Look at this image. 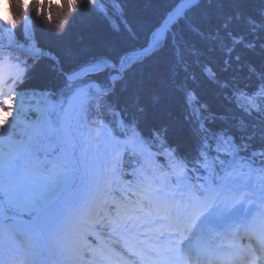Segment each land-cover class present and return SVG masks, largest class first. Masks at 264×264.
I'll use <instances>...</instances> for the list:
<instances>
[{"label": "trees", "instance_id": "16d2710c", "mask_svg": "<svg viewBox=\"0 0 264 264\" xmlns=\"http://www.w3.org/2000/svg\"><path fill=\"white\" fill-rule=\"evenodd\" d=\"M180 1L43 0L41 11L32 9L40 4L33 0L28 28L24 1L9 0L13 41H35L42 51L28 59L19 87L30 118L38 114L37 105L50 98L62 103L75 88L95 81L113 87L106 93L90 91L84 118L110 123L126 143V160L131 153L191 156L208 136L214 146L233 135L244 152L264 148V99L258 94L264 84V0L196 1L152 50L128 56L122 76L111 81L123 57L145 49ZM88 65L102 68L70 77ZM190 90L207 128L199 125ZM237 94L262 104L252 106Z\"/></svg>", "mask_w": 264, "mask_h": 264}, {"label": "rangeland", "instance_id": "374dc122", "mask_svg": "<svg viewBox=\"0 0 264 264\" xmlns=\"http://www.w3.org/2000/svg\"><path fill=\"white\" fill-rule=\"evenodd\" d=\"M20 105V99L16 95H8L7 100L2 104L0 103V155L2 156L0 163L10 160L11 158H19L20 162L25 164V158L28 155H31L30 158L36 157L37 155L32 149H30L33 143L32 141L35 142V130L40 128L44 133L51 121L49 115L44 112L38 121L27 123L24 126H19V121L23 120L24 123ZM64 111L65 110L63 108V118ZM17 127H20L24 133L20 138H17L15 135ZM64 128L66 132L67 126ZM7 136H12L13 139L20 141H26V147L18 151L13 150V148L6 141ZM81 136L87 142V151H83L80 148L79 153L81 159H85L80 160L79 167L84 168L82 174L85 176V179L89 181L88 190L98 192L105 183H109L115 179L116 170L118 169L119 152L121 151L122 146L114 139L109 132V129L106 127L97 128L94 133H89V131L86 132V130L82 129ZM73 143V141L69 142V140H67V143L63 148L65 152L63 164L66 162V157L73 152ZM72 159L74 160L73 157ZM65 168L66 170H62V174L64 176L60 179V181H53L48 177L44 179L34 178L29 174H25L28 171V168H25L23 171V174H25V180L21 181V183L15 182V184H19L6 189L8 196L6 202L14 207L18 212H30L32 210H36L38 214L42 213L47 209V207L52 205L54 201H57L59 195L68 186L69 179H71V172L74 168H71L70 166ZM81 195H84V193H80L79 190L76 189L73 196H80V198H82L83 196ZM65 201L67 200H63L59 203L65 204ZM83 203L84 202H82V204ZM59 207L60 205H58V207L54 205L53 208H51L50 213L54 212L56 209L59 210ZM8 223L13 225V228H15L20 234L26 231H32L30 228L31 225L28 223L14 222L13 220H9ZM28 235L29 234H27V236ZM35 250L37 252L41 251L39 247H35Z\"/></svg>", "mask_w": 264, "mask_h": 264}, {"label": "bare ground", "instance_id": "6f19581e", "mask_svg": "<svg viewBox=\"0 0 264 264\" xmlns=\"http://www.w3.org/2000/svg\"><path fill=\"white\" fill-rule=\"evenodd\" d=\"M160 35L161 32L157 33V38ZM83 96L84 90H78L70 97L66 107L65 119L68 120L70 118V114L72 113L75 106L82 101ZM6 138L7 143L13 148V150L18 151L22 148H25V144L23 143V141L13 139V137L11 136H7ZM72 192L73 190L67 191L65 193V196L70 195ZM60 219H62L61 214L56 215V212H46L34 221H31V223L35 227V234H38L37 240L39 242L46 241L47 245L45 244L44 251L38 253L37 255H32V257L27 260L28 264H51V246L49 245V240L51 241V234L55 228L54 226L59 222Z\"/></svg>", "mask_w": 264, "mask_h": 264}, {"label": "clouds", "instance_id": "9594fccd", "mask_svg": "<svg viewBox=\"0 0 264 264\" xmlns=\"http://www.w3.org/2000/svg\"><path fill=\"white\" fill-rule=\"evenodd\" d=\"M30 2H31V0H25V4H29ZM42 3H43V0H40V4H34V5H32V9L33 10L40 9L42 11L43 9L40 8V5ZM8 13H9V15L7 17H4L3 9L0 8V18L12 19L13 9H12L11 6H9V8H8Z\"/></svg>", "mask_w": 264, "mask_h": 264}]
</instances>
